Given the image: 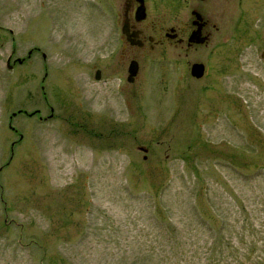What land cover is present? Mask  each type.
<instances>
[{"label": "rangeland", "instance_id": "obj_1", "mask_svg": "<svg viewBox=\"0 0 264 264\" xmlns=\"http://www.w3.org/2000/svg\"><path fill=\"white\" fill-rule=\"evenodd\" d=\"M120 1L0 0V264H264V0L124 58Z\"/></svg>", "mask_w": 264, "mask_h": 264}, {"label": "flooded vegetation", "instance_id": "obj_2", "mask_svg": "<svg viewBox=\"0 0 264 264\" xmlns=\"http://www.w3.org/2000/svg\"><path fill=\"white\" fill-rule=\"evenodd\" d=\"M210 5L215 7V2L213 0H170V3H167L164 0H121L118 3L121 13L118 12L117 21L121 32L125 27L126 33H122L123 39L119 55L121 58L125 57L126 44L138 47H146L149 44L150 47H153L175 42L185 43L187 49L207 44L213 34L211 28H217L207 12ZM180 6H183L190 15L183 21L182 26L168 25L164 20L165 16L158 13L162 9L175 11ZM192 34L193 37L190 41ZM202 40L203 42H201ZM128 60L129 63L132 60L137 61L135 56H130Z\"/></svg>", "mask_w": 264, "mask_h": 264}, {"label": "water", "instance_id": "obj_3", "mask_svg": "<svg viewBox=\"0 0 264 264\" xmlns=\"http://www.w3.org/2000/svg\"><path fill=\"white\" fill-rule=\"evenodd\" d=\"M122 33L123 34L126 33L125 27L122 28ZM192 37H193V34L190 36V39H189L190 41L192 40ZM201 42H203V40ZM30 53H31V50L28 52V55ZM43 57H45V54L44 53H43ZM10 58H11V55L7 58V65L8 66H9ZM16 61L19 62V63H21L23 61V59L22 58H17ZM127 71H128L127 80L128 81H133L134 80V77L136 76V74L138 72V62L136 60L130 61ZM204 71H205V66H204V64L202 62H194L191 65L190 73H191L192 76H194L196 78L201 77L204 74ZM95 77L97 79L100 77V70H96ZM41 87L43 88V86H41ZM50 110H51V113L48 115V117L52 116L53 108L51 107ZM20 112H23V113H25L27 115H33L35 113H38L39 112V109H36L35 111H32V112H27L26 110H18L16 112H12L11 115H10V118H12L17 113H20ZM40 118L46 119L47 117H41L40 116ZM9 127L12 130H15L16 131V129H15V127L13 125L9 124ZM22 137H23V135L20 133L19 134V139H22ZM14 145H15V141H13L11 143V155H10V159L12 158V156L14 154ZM139 148L141 150H143V151H147V148L146 147L140 146ZM8 163H9V161H8ZM0 170H1V167H0Z\"/></svg>", "mask_w": 264, "mask_h": 264}]
</instances>
